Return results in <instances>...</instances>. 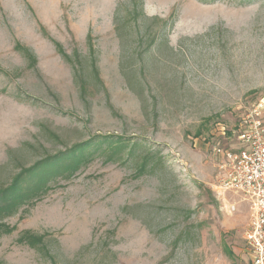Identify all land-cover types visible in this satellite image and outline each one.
Here are the masks:
<instances>
[{
  "label": "rangeland",
  "instance_id": "rangeland-1",
  "mask_svg": "<svg viewBox=\"0 0 264 264\" xmlns=\"http://www.w3.org/2000/svg\"><path fill=\"white\" fill-rule=\"evenodd\" d=\"M255 112L264 0H0V189L89 147L0 217V264H252L213 190Z\"/></svg>",
  "mask_w": 264,
  "mask_h": 264
},
{
  "label": "built area",
  "instance_id": "built-area-1",
  "mask_svg": "<svg viewBox=\"0 0 264 264\" xmlns=\"http://www.w3.org/2000/svg\"><path fill=\"white\" fill-rule=\"evenodd\" d=\"M258 117L255 112L247 118L240 136L241 151L224 153L225 165L213 190L218 199L232 192L248 202L250 217L244 242L252 264H264V123ZM228 208L235 211V205Z\"/></svg>",
  "mask_w": 264,
  "mask_h": 264
},
{
  "label": "trees",
  "instance_id": "trees-1",
  "mask_svg": "<svg viewBox=\"0 0 264 264\" xmlns=\"http://www.w3.org/2000/svg\"><path fill=\"white\" fill-rule=\"evenodd\" d=\"M84 147L79 144L75 145L68 153L63 154L64 157L56 159L48 157L43 164L41 163V166L37 165L31 170L15 176L6 188L0 189V217L11 215L22 203L49 190V186H47L50 179L48 178L49 174L70 171L74 165L84 161L85 152L89 148ZM66 154H70L71 157H67ZM10 231L8 226L0 223V235L1 233H10ZM43 238L44 236L24 232L18 241L35 248L39 245L41 247Z\"/></svg>",
  "mask_w": 264,
  "mask_h": 264
}]
</instances>
